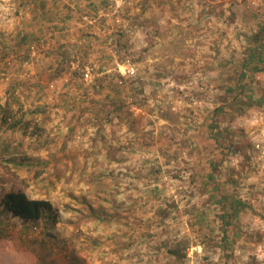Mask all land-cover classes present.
Here are the masks:
<instances>
[{
	"label": "rangeland",
	"instance_id": "1",
	"mask_svg": "<svg viewBox=\"0 0 264 264\" xmlns=\"http://www.w3.org/2000/svg\"><path fill=\"white\" fill-rule=\"evenodd\" d=\"M32 1L0 0V110L45 131L0 129V198L56 215L0 205V264H264V0H103L75 46Z\"/></svg>",
	"mask_w": 264,
	"mask_h": 264
},
{
	"label": "trees",
	"instance_id": "2",
	"mask_svg": "<svg viewBox=\"0 0 264 264\" xmlns=\"http://www.w3.org/2000/svg\"><path fill=\"white\" fill-rule=\"evenodd\" d=\"M35 2H38L37 7L41 8V10L44 9L46 0H35ZM256 56L258 58L260 57L258 60H262V53L260 51ZM0 114L1 130L21 133L24 138H40L44 134L45 129L42 128L38 122L32 118H18L14 108L8 104L1 108ZM14 153H16V149L14 148V151H12L10 142H6L3 146L0 145V155L2 157L14 155ZM0 205L3 207L5 214L19 218L23 221L36 222L41 220L44 216L54 219L56 215L55 208L50 201L44 199H31L24 191L10 192L6 194L0 198ZM231 205H233V211H235L236 207L239 209L247 207L240 200L235 201V204ZM231 213L232 212H229V215ZM223 218L224 220H228L229 216L225 213ZM171 252L179 261H183L186 256V254L179 251L178 248H174Z\"/></svg>",
	"mask_w": 264,
	"mask_h": 264
},
{
	"label": "crops",
	"instance_id": "3",
	"mask_svg": "<svg viewBox=\"0 0 264 264\" xmlns=\"http://www.w3.org/2000/svg\"><path fill=\"white\" fill-rule=\"evenodd\" d=\"M102 1L103 0H46L45 7L42 10L35 7L38 4L35 0L32 1L34 2L32 5L34 11L38 12L37 16L49 15L53 20L67 21L69 36L67 37V41L62 43L63 45L66 43V45L71 44V46H75L77 42L73 40V38H79L80 34L83 35L82 30L86 31L84 29L87 25L84 20L87 19V17L89 18L88 13H90L92 19H95V22L99 21V19H96L97 15L95 16L91 13V9L87 8L90 6V8H95L96 5H99ZM56 35L58 34H53V36ZM71 37L72 40H70Z\"/></svg>",
	"mask_w": 264,
	"mask_h": 264
},
{
	"label": "built area",
	"instance_id": "4",
	"mask_svg": "<svg viewBox=\"0 0 264 264\" xmlns=\"http://www.w3.org/2000/svg\"><path fill=\"white\" fill-rule=\"evenodd\" d=\"M127 1H129V0H110V2H112V4L116 8L122 7ZM126 70L130 74H133V75L135 74V71H134L135 68H134V66L132 64H129L128 65V69H126ZM84 71H85L84 78L86 80H89L91 78V76H92V72H93L92 68L91 67H87V68L84 69Z\"/></svg>",
	"mask_w": 264,
	"mask_h": 264
}]
</instances>
